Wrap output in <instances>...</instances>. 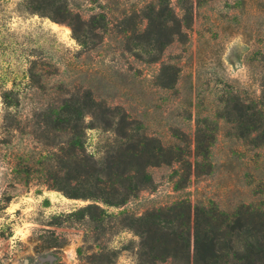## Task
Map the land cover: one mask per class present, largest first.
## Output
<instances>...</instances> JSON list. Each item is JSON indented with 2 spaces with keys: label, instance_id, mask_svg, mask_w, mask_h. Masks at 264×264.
I'll return each mask as SVG.
<instances>
[{
  "label": "rangeland",
  "instance_id": "374dc122",
  "mask_svg": "<svg viewBox=\"0 0 264 264\" xmlns=\"http://www.w3.org/2000/svg\"><path fill=\"white\" fill-rule=\"evenodd\" d=\"M29 2L0 0V85L21 99L8 126L0 91V264H79L80 246L91 254L104 245L120 249L115 264H139V236L114 220L104 231L89 218L72 216L91 201L69 198L44 184L38 160L47 148L36 113L55 99L61 85L72 92L92 87L143 119L149 133L184 151L193 152L197 123L215 126L212 173L195 176L192 168L188 176L187 157L154 167V187L122 207L100 203L109 213L142 215L182 199L212 201L227 211L240 203L264 202V146L238 139L230 124L216 118L222 110L219 99L230 90L251 100L260 93L264 0H171L180 15L181 6L193 5L187 42L169 46L163 56L181 68L172 90L153 82L160 63H145L124 51L122 19L141 9L143 0H70L85 18L107 15L105 40L91 50L79 44L68 24L37 13ZM115 138L113 131L88 128V153L101 158Z\"/></svg>",
  "mask_w": 264,
  "mask_h": 264
},
{
  "label": "trees",
  "instance_id": "16d2710c",
  "mask_svg": "<svg viewBox=\"0 0 264 264\" xmlns=\"http://www.w3.org/2000/svg\"><path fill=\"white\" fill-rule=\"evenodd\" d=\"M143 1L141 9L122 19L119 33L124 51L142 62L160 63L153 82L172 90L180 82L181 68L163 56L169 46L187 42L193 5L181 6L180 15L171 0ZM29 4L37 13L68 24L79 44L90 50L102 44L108 33L105 12L85 18L73 10L70 0H30ZM31 75H35L32 70ZM58 88L61 90L55 99L36 113L43 125L40 137L47 148L38 163L46 186L69 198L91 201L73 211L72 216L89 218L104 231L113 220L131 230L140 238L136 246L139 264L165 260L175 264H264V202L240 203L227 211L212 201L207 204L182 199L142 215L129 211L111 214L100 205L124 206L154 187L152 168L171 166L185 157L188 176L192 168L195 176L212 173L215 126L206 129L197 123L193 152L184 151L180 145L149 133L143 119L134 117L124 105L101 97L92 87L82 86L74 92L63 85ZM0 91L9 126L8 121L16 118L12 109L21 99L17 92L1 85ZM219 100L222 110L216 112V118L230 124L238 139L255 147L264 146V79L259 95L252 100L233 89ZM94 127L116 135L114 144L99 159L86 147L87 130ZM174 133L178 135L177 130ZM14 170L21 173L18 167ZM77 251L79 264H115L120 253V249L106 245L91 254L84 246Z\"/></svg>",
  "mask_w": 264,
  "mask_h": 264
}]
</instances>
